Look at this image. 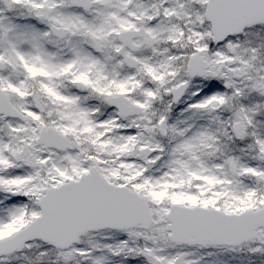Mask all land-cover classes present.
I'll return each instance as SVG.
<instances>
[{"label":"snow or ice","instance_id":"obj_1","mask_svg":"<svg viewBox=\"0 0 264 264\" xmlns=\"http://www.w3.org/2000/svg\"><path fill=\"white\" fill-rule=\"evenodd\" d=\"M0 264H264V0H0Z\"/></svg>","mask_w":264,"mask_h":264}]
</instances>
